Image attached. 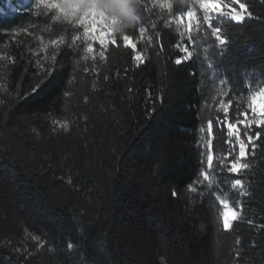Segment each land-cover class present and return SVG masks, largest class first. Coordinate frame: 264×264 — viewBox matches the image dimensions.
<instances>
[{
	"label": "trees",
	"instance_id": "obj_1",
	"mask_svg": "<svg viewBox=\"0 0 264 264\" xmlns=\"http://www.w3.org/2000/svg\"><path fill=\"white\" fill-rule=\"evenodd\" d=\"M24 1L0 0V264H264V126L247 127L264 87V2L242 0V24L213 14L231 42L220 57L213 37L194 25L190 41L172 22L193 0H142L129 46L116 34L101 59L98 41L86 53L73 39L79 25ZM182 41L193 56L176 65ZM220 101L247 146L238 175ZM217 197L237 212L229 230Z\"/></svg>",
	"mask_w": 264,
	"mask_h": 264
},
{
	"label": "snow or ice",
	"instance_id": "obj_2",
	"mask_svg": "<svg viewBox=\"0 0 264 264\" xmlns=\"http://www.w3.org/2000/svg\"><path fill=\"white\" fill-rule=\"evenodd\" d=\"M110 0H78L77 3H72L71 0L68 2L59 4L55 10L59 13L60 16H63L65 20H69L77 24L82 29V36H75L73 39L75 40H85L88 43L87 47L85 48L86 53H92L93 43L99 42L100 44V52L99 55L101 59L105 56V49L107 47V43H111L116 45V34L112 27V21L109 19L107 13L101 7L102 5H106L109 3ZM141 2V12L144 8L147 7L146 3L142 4ZM264 2V0H262ZM153 7L159 5L162 9H169L171 8V4L168 0H151ZM38 0H35V5L37 8ZM66 5H76L75 7H66ZM196 5H198L199 9L202 10L203 16L202 21L197 23V9ZM40 6L42 7H52L49 3H42ZM234 6H238L234 7ZM78 9V11L74 10ZM0 12H3L2 6H0ZM216 14V18L223 19L228 18L230 21L235 22L237 24H242L245 21L246 16L251 17L252 13L249 11L248 5H246L242 0H193V7L187 9L183 12L178 19V23H182L187 18V23L184 24V29L188 33V39L194 42V38L191 35L193 32V26L195 25V31L198 34H202L205 38L213 37V45L218 46L219 48V56L224 57L228 54L230 48V38L222 33L221 27L219 26L218 22H214V16ZM155 27V25H153ZM145 31L144 26H140L139 32L141 36H143ZM103 33V35H101ZM183 34V33H182ZM123 39V44L125 47L129 46L131 37L127 34L120 35ZM63 40V37H61ZM61 40H51L50 44H59ZM131 48L133 51H136V44L132 43ZM183 53L185 54L184 57H177L175 59L176 65H181L184 62V59H191L193 53L188 50V47L182 48ZM135 61L139 62L142 59V56L139 52H136L134 56ZM52 68L53 66H48L44 69L43 76L37 82L35 87L32 89L33 92L36 91L37 88L41 86L44 82L45 77H50L52 75ZM259 102V103H258ZM220 108L224 110V118L221 119L217 117V123L226 126L227 128V137L229 138L226 143L231 147H235L233 144L231 137L235 134L236 141L239 145V153L237 156H234L232 161L230 162V166L227 167V172L230 174L238 175L240 173L241 168H248L249 165L247 163H240V159L245 157L246 155V144L245 141L240 139L239 133L236 130V126L234 123L227 121V107L223 101H220ZM231 103V100L228 102ZM248 107L251 109L252 112V119L248 121L247 127L251 128L252 125H256L257 127L264 126V87H262L259 91H256L252 94L249 98ZM155 111V109H152ZM246 115V113H244ZM241 121L237 120L236 123H240ZM213 125V121L211 119L208 120V128L211 129ZM61 127H65L61 125ZM262 133L260 131H255L252 134L246 133L247 141L252 143L253 146V153L255 151V140H259ZM228 155H231V151L228 152ZM224 159L225 157L222 156L220 161L218 162V169L220 171H224ZM205 163L208 168H211L213 163V157L211 154H208L206 161H202ZM204 180H208L209 173L207 171L201 172ZM71 183V181H69ZM231 187L233 189H238L239 194L244 196L247 194L245 189L244 183L241 179H235L232 183ZM195 191V189H193ZM177 193L173 192V196H176ZM219 200L220 197H217ZM224 207V211L221 213L222 217V226L223 229L229 230L232 225V221L234 218L237 217V212L228 206V204L224 201H220ZM67 247L69 249L73 248V244L71 242L68 243ZM161 264H164L163 260Z\"/></svg>",
	"mask_w": 264,
	"mask_h": 264
},
{
	"label": "clouds",
	"instance_id": "obj_3",
	"mask_svg": "<svg viewBox=\"0 0 264 264\" xmlns=\"http://www.w3.org/2000/svg\"><path fill=\"white\" fill-rule=\"evenodd\" d=\"M76 5H66L75 7ZM115 33L124 35L135 30L141 22V2L140 0H110L106 5H102ZM57 15L59 13L53 9ZM74 23V22H73Z\"/></svg>",
	"mask_w": 264,
	"mask_h": 264
},
{
	"label": "rangeland",
	"instance_id": "obj_4",
	"mask_svg": "<svg viewBox=\"0 0 264 264\" xmlns=\"http://www.w3.org/2000/svg\"><path fill=\"white\" fill-rule=\"evenodd\" d=\"M65 2H68V0H38V4H42V3H49L52 7L51 8H56L59 4H61V3H65ZM71 2L72 3H77L78 2V0H71ZM32 5H35V0H25L24 1V3L22 2V4H21V7L22 8H27V9H30V6H32ZM74 10H76V11H78V9H74ZM180 16V15H179ZM179 16H177V17H175V18H173V20H172V22H173V24L177 27V29L179 30V32L181 33V35L184 37L186 34H187V32L185 31V29H184V24H186L187 23V18L185 17V19H184V21L182 22V23H178V19H179ZM183 33V34H182ZM101 35H103V33H101ZM130 43H131V41H130ZM181 47L183 48V47H185V43L182 41L181 42ZM259 91V90H258ZM256 92V91H255ZM255 92H253L252 94H254ZM259 103V102H258ZM208 180H209V178H208ZM207 180V181H208ZM224 201V202H226L227 204H228V206L229 207H231V205H230V203L225 199V198H222V197H220V199H219V201ZM221 203V202H220ZM222 205V204H221ZM222 207H223V205H222ZM232 208V207H231ZM225 209H224V207H223V211H224ZM235 219V218H234ZM234 219H233V221H234ZM232 221V222H233Z\"/></svg>",
	"mask_w": 264,
	"mask_h": 264
}]
</instances>
